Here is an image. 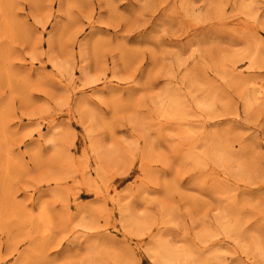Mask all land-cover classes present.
<instances>
[{
  "label": "rangeland",
  "instance_id": "obj_1",
  "mask_svg": "<svg viewBox=\"0 0 264 264\" xmlns=\"http://www.w3.org/2000/svg\"><path fill=\"white\" fill-rule=\"evenodd\" d=\"M263 18L0 0V264H264Z\"/></svg>",
  "mask_w": 264,
  "mask_h": 264
},
{
  "label": "bare ground",
  "instance_id": "obj_2",
  "mask_svg": "<svg viewBox=\"0 0 264 264\" xmlns=\"http://www.w3.org/2000/svg\"><path fill=\"white\" fill-rule=\"evenodd\" d=\"M264 19V18H263ZM248 50V49H247ZM246 53V52H245ZM256 53V52H255ZM261 53V52H260ZM250 59V58H249ZM250 61H253V59L251 58L250 59ZM179 103L178 102H176V101H173L172 99H168L167 100V102H165V107H166V109H170V112L169 113H172V112H174L175 110H176V108L177 109H180V108H178L179 107ZM168 112V111H167ZM176 113H177V111H175ZM122 214H123V210H122ZM125 215V214H124ZM128 217H129V215H128ZM39 218V220L40 221H42V222H45L46 224H48L49 225V223H50V219H49V217H48V215H47V213L43 210V211H41V215L38 217ZM125 219V218H124ZM130 219V218H129ZM133 219V218H132ZM126 220V219H125ZM123 221V223L125 224V222L127 221H124V220H122ZM147 225V224H146ZM224 225V224H223ZM248 234V233H247ZM160 244V243H159ZM163 245V244H162ZM161 244H160V248L157 250L158 251V254H160L159 255V258L161 259V260H163L164 261V258L161 256V255H163V256H172V251L169 249V248H167L166 246H162ZM164 245H165V243H164ZM157 246H158V243H157ZM172 250H173V248H172ZM160 252V253H159ZM177 252V251H176ZM179 253V252H178ZM157 254V255H158ZM177 257V256H176ZM173 258V257H172ZM167 259V258H166Z\"/></svg>",
  "mask_w": 264,
  "mask_h": 264
}]
</instances>
